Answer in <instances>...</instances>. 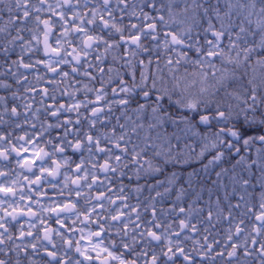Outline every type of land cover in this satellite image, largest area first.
<instances>
[{
	"label": "clouds",
	"instance_id": "1",
	"mask_svg": "<svg viewBox=\"0 0 264 264\" xmlns=\"http://www.w3.org/2000/svg\"><path fill=\"white\" fill-rule=\"evenodd\" d=\"M0 264H264V0H0Z\"/></svg>",
	"mask_w": 264,
	"mask_h": 264
}]
</instances>
